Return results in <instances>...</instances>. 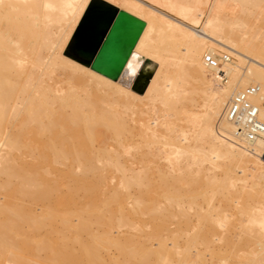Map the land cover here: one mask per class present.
Returning <instances> with one entry per match:
<instances>
[{
	"label": "bare ground",
	"instance_id": "bare-ground-1",
	"mask_svg": "<svg viewBox=\"0 0 264 264\" xmlns=\"http://www.w3.org/2000/svg\"><path fill=\"white\" fill-rule=\"evenodd\" d=\"M19 1L12 0L9 5L0 2V132L9 130V150L18 149L21 156H32L33 150L38 151L32 161L17 167L9 161L2 163L0 174L14 177L18 180L12 187L15 191L45 207L44 221L63 239L46 245L58 257V264H204L205 252L217 240L227 243L226 246L232 244L231 250L239 252L244 248L242 251L248 250L245 252L251 257L264 259V250L261 251L264 206L254 207L255 203L264 204V159L260 156L264 133L244 139L223 114L226 100L233 92L247 84H256L257 90L250 99L257 105V118L264 123V40H256L243 28L234 27L236 21H241L239 7L234 4L242 9L247 3L259 8L260 1L193 0L188 5L178 0H148V5L142 0H106L143 21V28L114 79L65 52L61 54L89 0ZM261 4L264 6V2ZM4 6L9 8L7 14ZM41 15L44 19L69 21L68 24L64 21L60 52L56 56L49 53V58H43L34 49L44 37L36 23L37 16L42 20ZM201 20L203 28L198 31ZM216 48L232 56V60L229 57L220 65L224 79L219 69L202 61L204 53L219 52ZM178 56L186 63L174 68L172 62ZM145 58L150 59L148 66L152 71L142 91H137L132 81L142 70ZM56 68L62 69L63 76L81 86L85 93L71 89L72 85L62 88L63 82L60 86L46 82ZM195 88L200 93L198 98L193 96L197 94ZM103 95L109 101L119 99L126 104L127 111L130 109L127 105L131 107L129 129L124 128L130 133L125 132L128 138H125L128 134L121 133L128 118L124 115L123 124L124 120L113 109L120 102H108ZM102 97L109 107L102 104ZM100 100L104 107L99 105ZM200 104L203 111H197ZM160 110L164 111L162 117L157 114ZM182 119L192 124L191 137L186 136L187 132L178 123ZM119 135L125 140L130 137L128 144L126 140L131 148L126 163L119 156L129 147L118 153L116 148L123 147L125 141L121 145L123 138L117 139V143L110 137ZM106 136L115 146H120L113 147L108 138L106 144L113 146L92 147L95 137ZM208 142L212 144L205 147ZM68 162L70 167L66 168ZM205 162L212 169L221 167V176L210 172ZM235 170L245 175L239 188L234 185ZM113 171H119L121 177L119 186L116 183L111 189L105 182L108 172ZM57 181L68 186L67 193H56L60 183L56 184ZM131 190L134 196L129 194ZM211 191L215 197L212 194L209 199ZM217 192L221 196L218 199ZM129 198L130 205L126 206ZM215 198L219 202L222 199L221 203L223 199L229 203L235 201L237 205L232 208L242 214L236 212L239 216L235 224L245 227L242 230L247 235L240 234L241 238L233 242L230 236L218 231L226 219L222 216L232 205L225 207L222 203L221 209L215 208L212 201L209 203ZM219 209L222 213L225 210L222 216ZM73 214L76 222L70 220ZM142 214L147 218H141ZM170 219H176L175 223ZM169 221L174 229H169ZM9 223L12 222L4 216L0 218V248L11 245L6 237ZM89 225L101 229L93 227V231ZM144 225L149 228L144 230ZM121 226L127 229L124 235L117 233ZM113 227L118 228L115 234ZM129 229L137 230L136 234ZM81 231L88 232L81 236L78 233ZM88 235V239H81ZM245 246L251 247L245 249ZM109 247L115 248L119 257L103 256ZM258 247L261 252L257 251ZM202 248L206 251H201ZM100 249L105 251L101 254ZM238 254L243 258L241 252L234 255ZM235 256L232 258L236 259Z\"/></svg>",
	"mask_w": 264,
	"mask_h": 264
},
{
	"label": "rangeland",
	"instance_id": "rangeland-1",
	"mask_svg": "<svg viewBox=\"0 0 264 264\" xmlns=\"http://www.w3.org/2000/svg\"><path fill=\"white\" fill-rule=\"evenodd\" d=\"M3 0H0V2L2 3V5H6V4H8V3H10L11 1L10 0H8V2H7V0H4V3L2 2ZM10 1V2H9ZM19 1V0H18ZM21 1V0H20ZM19 1V2H20ZM104 1H106V0H104ZM144 3H146L147 4V2H148V0H142ZM177 1V0H176ZM258 1H260V2H257V3H260V5H259V8L257 7V6H255V4H250V3H247V5L245 4L244 5V7H243V9H242V7H240L238 4H234V5H236L237 7H239V9L237 8V10L239 11L238 13L240 14H238V16L241 18L240 20L241 21H236V25L234 26L236 29H241V28H243V30H244V32H246L247 34L248 33H250L249 35L250 36H252V38L255 36L256 37V40H264V12L263 11H261V10H264V8L262 9V7H264L263 6V4H261V3H263L264 2V0H258ZM106 2H108V1H106ZM178 2H180V3H185V4H188V5H190V4H192L193 3V0H178ZM93 3H98V2H93ZM109 3V2H108ZM257 3H256V5H257ZM112 4V3H111ZM232 4V3H231ZM9 5V4H8ZM7 5V6H8ZM96 5V4H95ZM99 5V4H98ZM113 5V4H112ZM148 5H149V2H148ZM233 5V4H232ZM250 5H254L255 6V8L253 7V6H250ZM6 6V7H7ZM229 6L231 7V5L228 3V9H226V11L227 10H229ZM250 6V7H249ZM260 6H262L261 8H260ZM5 6L3 7V9H5L4 10V13L5 14H7L8 13V10H9V6L6 8ZM246 7V8H245ZM257 7V8H256ZM95 8V10H97L96 11V14L98 13V16H100L101 14H103V13H99L101 10L100 9H102V7H100V6H95L94 7ZM100 8V9H99ZM157 8V7H156ZM157 9H159V8H157ZM248 9V10H247ZM7 10V11H6ZM160 10V9H159ZM242 12H241V11ZM247 10V11H246ZM161 11H163V10H161ZM230 11V10H229ZM229 11H227L226 12V18H228V20H229V18H230V13L228 14V12ZM246 11V12H245ZM255 11V12H254ZM7 12V13H6ZM247 12H248V14H249V12L251 13V14H247ZM253 12V13H252ZM256 12H258V13H256ZM93 14V13H92ZM91 14V17H93L94 16V14L92 15ZM259 15V16H258ZM263 15V16H262ZM39 16V18H40V15H38ZM38 16H37V19H36V23H37V25H38V27H39V31H40V29H42L41 30V32H43V33H41V34H43L44 35V37H43V39H41L40 41H39V44H36L35 46H34V49L36 50V51H38L39 53H41V55L43 56V58H45L46 56H48L47 58H49V53L50 54H53L54 56H56L57 55V53L58 52H60V38L63 36V32H64V29H63V27H65L64 26V21H65V23L66 24H68V20H65V19H59V20H56V18L54 19V18H52V19H54V20H52L51 18L49 19V18H43L44 16L43 15H41V19L42 20H40L39 18H38ZM262 16V17H261ZM96 17H97V15H96ZM204 17V16H203ZM202 17V20H204V18ZM256 17H257V19H256ZM46 19H48V20H46ZM86 19H88V18H86ZM39 22H38V21ZM201 20V21H202ZM48 21V22H47ZM68 21V22H67ZM51 24H50V23ZM45 23V24H44ZM49 23V24H48ZM40 25H41V28H40ZM45 26V27H44ZM49 26V27H48ZM62 26V27H61ZM93 26V21L92 20H90V18H89V21L88 20H86L85 22H84V25L83 26H81V29H80V31L79 32H76L75 33V35L72 37V39H70V41H69V43H68V45H67V47L66 48H68V50L69 51H73V50H77V47H78V44H77V40H79V39H81V37L82 36H84L85 35V33H87V31H88V29L90 28V27H92ZM43 27V28H42ZM48 27V28H47ZM202 28H203V21L199 24V27L197 28V30L199 31H202ZM47 29V30H46ZM49 30V31H48ZM63 31V32H62ZM47 32L49 33V34H47ZM60 32H61V34H60ZM47 34V35H46ZM59 35V36H58ZM62 35V36H61ZM57 38V39H56ZM255 40V39H254ZM261 40V41H262ZM47 44H46V43ZM56 42V43H55ZM42 43V44H41ZM46 45V46H45ZM44 46V47H43ZM65 48V47H64ZM64 49L62 52H61V54H63V55H65L64 54V52L68 55V56H71L70 55V53H69V51L67 50V49ZM216 50L217 51H223V50H221V49H217L216 48ZM54 51V53H52ZM58 51V52H57ZM226 51V50H225ZM227 52V51H226ZM228 53V52H227ZM44 54V55H43ZM230 55V54H229ZM72 57V56H71ZM179 58H175L176 60H175V63H177V64H175L174 63V60H173V64L175 65L174 66V68L175 67H177V65H182L181 64V62L183 63V62H185L186 63V61H184L185 59H182L181 57H182V54H181V57L180 56H178ZM46 58V59H47ZM74 58V57H73ZM230 59L232 60V56L230 55ZM180 60V61H179ZM181 60H183V61H181ZM179 61V62H178ZM150 63V59H148V58H145L144 59V63H143V66H142V69H145L146 68V66L148 65ZM147 64V65H146ZM183 65H184V63H183ZM56 71V72H55ZM51 75H50V77L51 78H47V77H45V78H47V79H45V81L46 82H52V84H55V85H59L60 86V84L63 82L64 83V85L63 84H61V86H62V88H65V89H68V87H66L67 85L69 86V85H72V86H70V88L71 89H73V90H75V91H77V92H79L80 91V93H82V94H84L85 92V90L84 89H82L81 88V86H78L76 83H74V82H72V81H70V80H68L65 76H63V75H65V73H63L64 71L62 70V69H57L56 68V70H55ZM55 73H56V75H55ZM55 79V80H54ZM49 80V81H48ZM54 80V81H53ZM59 81V82H58ZM67 82V83H66ZM57 83V84H56ZM188 83V82H187ZM187 83H186V85H187ZM73 84H75V86L73 85ZM66 85V86H65ZM188 85H189V83H188ZM191 86V85H190ZM75 89H74V88ZM69 88V89H70ZM80 88V89H79ZM186 88V87H185ZM189 89H190V87H188ZM188 88H186V89H188ZM187 91H190V90H187ZM194 91H199L198 89L196 90V88L194 89ZM193 93V91H190V93ZM79 93V94H80ZM194 94V93H193ZM196 94V93H195ZM199 94V95H198ZM198 95V96H197ZM81 96H83V95H81ZM105 96V97H104ZM193 96H196L197 98L200 96V93L199 92H197V94L196 95H193ZM103 97L105 98V99H107V95H103ZM102 97V98H103ZM104 98H103V100L102 101H104ZM110 100V98L109 99H107V101L108 102H111V103H114L115 101H116V103H118V102H120V103H118V104H113L114 105V110L117 112L118 111V114H119V116L121 117V119H123L124 118V115H125V117L126 118H128L127 119V122H126V118L125 119H123L124 120V122H123V124L125 123V126L123 127V129L124 128H126L127 127V129H129V124H128V122L130 123V119H129V117H130V115H131V107L130 106H128L127 105V108H130L128 111H127V109H126V104H124L122 101H120L119 99H117V100H112V98H111V101H109ZM101 100L98 102V103H100L99 105L100 106H103V105H106L107 107H109L110 105H108L107 104V102L106 101H104V103L102 102ZM101 102H102V104L103 105H101ZM122 105V106H121ZM105 106V107H106ZM104 107V106H103ZM118 107V108H117ZM115 108H117L118 110H116ZM203 106H201V104L197 107V111H203ZM123 110V111H122ZM157 111V110H156ZM126 112V113H125ZM129 112V113H128ZM164 112V111H163ZM163 112H161V110H160V113H159V111H158V115L159 116H161L162 114H163ZM121 114H123V115H121ZM156 114V115H157ZM161 114V115H160ZM162 117V116H161ZM129 120V121H128ZM183 120V119H182ZM179 122V124L181 125V127H182V129H184V132L186 133V136L187 137H189L190 135H191V133H192V124L189 122V125H188V123H186V121H180V120H178ZM191 125V126H190ZM191 128V130H190V128ZM123 129H122V134L124 135V134H126L125 132L127 131V129H124V132H123ZM8 132H9V130L7 131V130H5L4 132H0V167H1V165H2V163H6V162H8V163H10L12 166H14V167H17L18 165H20L21 163H24V162H28V161H32L35 157H36V152L38 151L37 149H35V151L33 150V155L32 156H21L20 155V151L18 150V149H8L9 147H8V144H7V135H8ZM128 132V131H127ZM129 133V132H128ZM127 133V134H128ZM121 134V135H122ZM126 134V135H127ZM130 134V133H129ZM129 134L127 135V136H125V138H128V136H129ZM121 135H119L118 136V138H115V137H113V136H110V137H112V140H113V138H114V140L113 141H117V139L120 141L122 138H123V142L122 141H120L121 142V145H122V143H124V141H125V146H124V144H123V147H119L120 145H118L117 143L119 142V141H117V143L115 142V144H117L116 146L113 144L114 142L111 140V138L110 137H108V136H106V137H103V138H101L102 139V142H101V139H99V137H95L96 139H94L91 143H92V147L93 146H97V148H102V147H100V146H103V147H105L104 145H106V148H108L107 146H113V147H119V148H116L117 149V151H119L118 153H122L123 152V149L125 148V147H127V144L130 142L129 140H130V137H129V140H127V144H126V140L124 139V136L123 137H121ZM192 136V135H191ZM190 136V137H191ZM120 137H121V139H120ZM108 138H110V141L111 142H109L110 144L112 143L113 145H107L106 144V142H107V139ZM6 139V140H5ZM109 140V139H108ZM98 141H100V142H98ZM129 141V142H128ZM95 142V143H94ZM107 142V143H108ZM215 142V141H214ZM207 143V142H206ZM7 144V145H6ZM104 144V145H103ZM209 144H212V143H210V142H208V145H206L205 144V147L207 146H209ZM3 145V146H2ZM96 146H95V148H96ZM3 147V148H2ZM112 147V148H113ZM128 147H129V145H128ZM127 147V148H128ZM109 148H111V147H109ZM94 149V148H93ZM119 149V150H118ZM126 149V148H125ZM124 149V150H125ZM18 150V151H17ZM37 150V151H36ZM121 150V151H120ZM131 150V148L129 147L128 148V150L126 149V152L123 154L124 155V157H123V155H122V157H121V155L119 156V158L122 160V161H125V159L126 158H128V153H129V151ZM7 153V154H6ZM35 153V154H34ZM5 154V155H4ZM19 154V155H18ZM2 155V156H1ZM3 155H4V157H3ZM18 155V156H17ZM127 155V156H126ZM6 156V157H5ZM20 156V157H19ZM2 157V158H1ZM126 157V158H125ZM3 158L5 159V162H4V160H3ZM29 158V159H28ZM33 158V159H32ZM12 160V161H11ZM19 161V162H18ZM128 161V159L125 161V163ZM57 164V165H56ZM58 164H60V163H55V165L58 167V166H60V165H58ZM205 166H208L207 168L209 169V171L211 172L212 171V173L213 174H217L216 176L217 177H220L221 176V174H222V169H220L219 167H215V168H211L209 165V163L208 162H205ZM61 167V166H60ZM65 167L66 168H68V167H70V163L68 162L66 165H65ZM234 172V171H233ZM221 173V174H220ZM241 172H238L237 170H235V173H232V176H233V180H234V185H235V187H237V188H239V187H241L244 183H243V180H245V175L243 174V173H241ZM243 174V175H242ZM121 177V173L119 172V171H113V172H108V178L106 179L107 180V184H106V182H105V185L107 186V187H112L113 185H115L116 183H117V186H119L118 185V182L120 181V178ZM17 181L18 180H16L14 177H12V176H9V175H5V174H3V173H1L0 174V218L2 217V216H4L8 221H11L12 223H9V226H7V231H6V234H7V238L9 239V241L11 242V245H6V246H4V247H1L0 248V264H58V261H57V259H58V257H55L54 255H53V253L50 251V250H48L47 249V247H46V245H47V243L48 242H54V243H60L61 242V235H60V233H57L56 231H53L52 229H54V227H52V226H50L49 225V223H47V222H45L44 221V217L46 216V214H45V212H43V210L45 209V207L43 206V204L42 203H39V201L38 202H36L34 199H31V198H25V197H23L22 195H20L17 191H15L12 187L13 186H15L16 184H17ZM60 182V183H59ZM57 181L56 182V184H58V190H57V192L56 193H59V192H61V193H63V194H65V193H67L68 192V186L65 184V183H62V181ZM243 184H242V183ZM245 182V181H244ZM10 185V187H2V185ZM63 184V185H62ZM104 185V190H105V188H106V186ZM241 185V186H240ZM114 188H115V186H113ZM111 188V189H114V188ZM60 189V190H59ZM116 189L118 190L119 189V187H116ZM121 190L123 189V188H120ZM125 189V188H124ZM123 189V190H124ZM108 190L110 191V188H108ZM120 190V191H121ZM126 190V189H125ZM215 190V189H214ZM214 190H213V193H214ZM106 191V190H105ZM108 192V191H107ZM107 192H105V193H107ZM122 192V191H121ZM126 192V191H125ZM124 191H123V193H125ZM206 192H208L207 194H210L209 192H210V190H207ZM104 193V194H105ZM212 193V191H211V197H209V199H212V196H213V198L215 197V194H213ZM81 194V193H80ZM129 194L130 195H132V196H134V194H135V192L133 191V190H131L130 192H129ZM213 194V195H212ZM218 194H220V193H218L217 192V194L216 195H218ZM101 196L104 198V196L101 194ZM131 196V197H132ZM218 197H221L220 195H218V196H216V198L218 199ZM232 197H234V196H232ZM80 199H82V200H84L83 198H82V196H80L79 197ZM215 198V199H216ZM130 199V198H129ZM215 199H213L214 200V202H213V200H210L209 201V203H211V201H212V203H213V205H214V207L216 208H220L221 209V207L222 206H220L222 203L224 204V206L225 207H229V204L230 205H232L231 206V208L229 207L227 210L225 209V207L224 208H222V209H225V210H223V213H224V211H225V213H224V215H223V213H222V210H221V212H220V209H219V214H221V216L222 217H225L226 219H224L223 221L224 222H222L221 224H220V229H218V231L221 233V234H223V236L225 235V236H230V238H231V240L234 242V241H236L237 240V238L239 239V237H240V234L242 235V236H244V235H247L246 233H245V230H242L243 228L245 229V227H240V225H236L237 223H238V221H237V218H238V216L240 215L239 214V212H237L236 210H235V208H232V207H234V205L236 206L237 204L235 203V201H230V202H233V203H229V202H224V199H223V202L221 203V200H220V202H219V200H217L216 199V201H215ZM220 199V198H219ZM81 200V201H82ZM129 201V202H128ZM130 201H131V199L130 200H127V204H126V206H129L130 205ZM202 202H204V205H205V201H203V200H201V204H203ZM228 203V204H227ZM41 204V205H40ZM227 204V205H226ZM258 206H257V205ZM203 205V206H204ZM255 206V208H263V206H264V204H261V203H255L254 204ZM260 205H262L261 207H259ZM41 208H42V210H41ZM190 211V214L192 213L191 212V210H189ZM239 214H237V213ZM228 213V214H227ZM193 214V213H192ZM226 214V215H225ZM242 215V214H241ZM240 215V216H241ZM144 216V214H142L141 215V218ZM146 216V215H145ZM144 216V217H145ZM192 216V215H191ZM233 216V217H232ZM72 217H74L73 219H70L72 222H74L75 220H76V218H75V216H74V214L72 215ZM175 217V216H174ZM71 218V217H70ZM145 218H147V217H145ZM145 218H143V219H145ZM192 218H194L193 216H192ZM234 218V219H233ZM229 219V220H228ZM232 219V220H231ZM171 221H173L174 223H175V220L176 219H170ZM228 220V221H227ZM237 221V222H236ZM56 222V221H55ZM76 222V221H75ZM170 222V221H169ZM231 222V223H230ZM171 223V222H170ZM169 223V229H174L173 227H175L174 225H173V223H171L172 224V226H171V224ZM227 223V224H226ZM236 223V224H235ZM243 223V222H242ZM55 224H57L58 225V223H55ZM223 224V225H222ZM225 224H226V226H225ZM93 225V224H92ZM90 226V228H92L91 230H93L94 231V229H96V230H100L101 228H100V226H99V229H98V226H97V228H96V226ZM95 225V224H94ZM231 225V226H230ZM234 225V226H233ZM170 226L172 227V228H170ZM233 226V227H232ZM236 226V227H235ZM93 227H94V229H93ZM123 226H121V228L118 230V228L116 229V228H114L113 227V229H112V231H113V233L115 234L116 233V230H118L117 231V233L119 232V235H124V233L127 231V229H125V228H122ZM145 227H147V225H144L143 226V228H144V230H146L147 228H149V226L147 227V228H145ZM230 228V229H229ZM232 228V229H231ZM241 229V230H240ZM89 230V229H88ZM133 230V229H132ZM131 230V231H132ZM226 230V231H225ZM85 231V230H84ZM84 231H81V232H78V233H80L81 234V236H83V235H85L84 233H86V232H88V231H86V232H84ZM130 231V229H129V232H131ZM136 231L137 230H135L134 229V231H132V233H135L136 234ZM227 231H229V232H227ZM241 231H243V232H241ZM236 232V233H235ZM127 233V232H126ZM230 235H229V234ZM233 234V235H232ZM79 235V234H78ZM87 235V234H86ZM249 236V235H248ZM141 237V236H140ZM84 238H85V240L86 239H88L89 238V235L87 236V238H86V236L85 237H83V238H81V239H83L84 240ZM241 238V237H240ZM168 240H169V238H167ZM63 240V239H62ZM179 240H180V242H181V239H178L177 241L179 242ZM151 243H152V240H151ZM153 245H155V241L153 240V243H152ZM151 244V245H152ZM216 244V245H215ZM76 247H77V244L75 243L74 244ZM227 245V243L225 244V243H223L222 241H220V240H217V241H214V243L212 244V247H210V250L208 251L207 250V252H205L206 251V249H204V248H202V249H200L201 251H204L205 252V254L206 255H204V256H206V258L204 259V261H206V264H243L246 260H248V258H249V260H248V264H250L251 262V264H264V262H263V260L264 259H262V258H259V257H257V256H255V258H254V256H252L253 258H254V260L252 259V257L250 256V254H249V252L248 253H246L245 251H248V250H244V252L242 251V250H239V252L238 251H235V250H237V249H232L231 250V248H233V245L231 244L230 245V243L228 244V246H229V248H227L228 246H226ZM200 246V245H199ZM214 247V248H213ZM231 247V248H230ZM247 247L248 246H245V249H247ZM249 247H251V246H249ZM248 247V248H249ZM259 247L260 248H262L263 247V245H259ZM257 248V251L259 250L260 251V248ZM201 248V247H200ZM107 248H105V250H106ZM228 249H230L229 251H228ZM102 250H104V249H100L99 251H100V253L102 252L103 253V251ZM104 250V251H105ZM234 250V251H233ZM262 250H264V248H262L261 249V251ZM107 251V250H106ZM105 251V253H101L103 256H105L107 259L109 258V259H114V258H117V257H119L118 256V252H117V250L115 249V248H112V247H109L108 248V251L106 252ZM214 253H213V252ZM216 251V252H215ZM233 251V252H232ZM260 251V252H261ZM228 252V257H227V255H226V253ZM230 252V253H229ZM231 252L233 253L232 254V256L230 255L231 254ZM241 252V255L243 256V258L238 254L237 256H240V258H239V260L242 258V260L243 259H245V260H241V261H239L238 260V257L237 256H235L234 254L236 253H240ZM243 252V253H242ZM208 253V254H207ZM210 253V254H209ZM219 253V254H218ZM105 254V255H104ZM212 254V255H211ZM243 254H246V258H244V255ZM214 255V256H213ZM217 255V256H216ZM225 255H226V257H225ZM229 255L231 256V257H229ZM249 255V257H247ZM209 256V257H208ZM220 256V257H219ZM233 256H235L236 257V259H237V261H239V262H237V261H235L236 259L235 258H232ZM257 257V258H256ZM225 258V259H224ZM230 258L231 259H233V260H230ZM251 258V259H250ZM227 259H229L228 261H226ZM235 259V260H234ZM256 259V260H255ZM260 259V260H259ZM252 260V261H251ZM257 260H258V262H257ZM203 261V263L205 264V262ZM234 262V263H233ZM236 262V263H235ZM240 262H242V263H240ZM250 262V263H249ZM246 264H247V261L245 262Z\"/></svg>",
	"mask_w": 264,
	"mask_h": 264
},
{
	"label": "water",
	"instance_id": "water-1",
	"mask_svg": "<svg viewBox=\"0 0 264 264\" xmlns=\"http://www.w3.org/2000/svg\"><path fill=\"white\" fill-rule=\"evenodd\" d=\"M95 6L102 7L99 8L101 10L99 13L103 14L99 17H96L98 9L95 10ZM89 18L93 21V26L77 40V50L69 51L67 46L65 48L72 57L114 79L119 75L139 36L143 21L104 0H89L75 26V31L70 36L71 39ZM151 71L152 68L148 65L142 69L132 81L133 89L142 91Z\"/></svg>",
	"mask_w": 264,
	"mask_h": 264
},
{
	"label": "built area",
	"instance_id": "built-area-1",
	"mask_svg": "<svg viewBox=\"0 0 264 264\" xmlns=\"http://www.w3.org/2000/svg\"><path fill=\"white\" fill-rule=\"evenodd\" d=\"M229 57L226 51L206 52L202 55V61L208 67L219 69L222 62ZM218 73L224 79L223 71L219 69ZM256 90V84L243 86L228 97L223 108L224 116L236 126V132L244 139H251L264 133V123L257 118V105L250 99ZM260 156L264 159V148Z\"/></svg>",
	"mask_w": 264,
	"mask_h": 264
}]
</instances>
